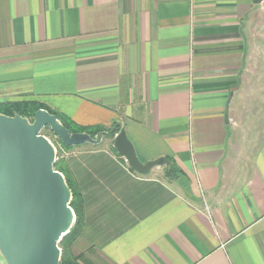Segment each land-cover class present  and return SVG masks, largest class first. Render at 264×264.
<instances>
[{"label":"crops","instance_id":"crops-1","mask_svg":"<svg viewBox=\"0 0 264 264\" xmlns=\"http://www.w3.org/2000/svg\"><path fill=\"white\" fill-rule=\"evenodd\" d=\"M18 100L116 121L181 170L140 175L109 138L65 149L79 264H264V0H0V102Z\"/></svg>","mask_w":264,"mask_h":264},{"label":"water","instance_id":"water-1","mask_svg":"<svg viewBox=\"0 0 264 264\" xmlns=\"http://www.w3.org/2000/svg\"><path fill=\"white\" fill-rule=\"evenodd\" d=\"M44 127L67 146L96 145L103 138V132L94 137L70 132L43 108L32 120L0 113V264H60L59 242L75 221L71 190L53 167L55 147L39 133ZM113 147L140 175L169 164L166 157L141 162L124 126L114 135Z\"/></svg>","mask_w":264,"mask_h":264},{"label":"trees","instance_id":"trees-1","mask_svg":"<svg viewBox=\"0 0 264 264\" xmlns=\"http://www.w3.org/2000/svg\"><path fill=\"white\" fill-rule=\"evenodd\" d=\"M41 108L46 109L48 112L52 114H55L57 118L60 120V122L67 129H69L70 132H86L92 137H94L99 132H103V138L113 139L114 135L121 128V124L116 121L112 122L111 125L109 126H98L92 128L77 126L74 125L70 120H68L62 114L47 108L43 103L36 100H18V101L0 102V113L9 116H12L15 113H17L22 117L29 118L30 120H32L35 111ZM57 141L64 149H69L72 147L65 145L59 139H57ZM110 149L114 154L121 157L115 151L113 146H111ZM121 159L125 162V160L122 157ZM167 159L169 160V164L164 165L163 167V177L170 181L180 176L181 170L176 165V163L172 161L171 158H167ZM53 167L54 169L60 171L64 175L66 183L71 190L70 206L72 207L75 213V221L72 227L70 228L68 233L62 237V239L59 242V247L61 249L60 264H79L77 261L78 258L76 256H73L71 252V245L82 223L81 193L69 172L66 158H64L63 156L57 153V158L53 164ZM129 169L132 170L131 168Z\"/></svg>","mask_w":264,"mask_h":264},{"label":"rangeland","instance_id":"rangeland-1","mask_svg":"<svg viewBox=\"0 0 264 264\" xmlns=\"http://www.w3.org/2000/svg\"><path fill=\"white\" fill-rule=\"evenodd\" d=\"M39 133L41 135L45 136L53 144V146L55 147V150H56V158H57V153L59 155L65 157V155H66L64 152L65 149L61 147V145L57 141L58 138L55 137V135L50 131V129L48 127L42 128ZM0 261L3 263V258L1 255H0Z\"/></svg>","mask_w":264,"mask_h":264}]
</instances>
